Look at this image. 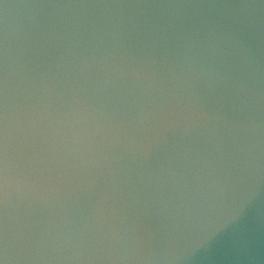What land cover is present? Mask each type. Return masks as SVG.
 <instances>
[{
    "label": "clouds",
    "instance_id": "clouds-1",
    "mask_svg": "<svg viewBox=\"0 0 264 264\" xmlns=\"http://www.w3.org/2000/svg\"><path fill=\"white\" fill-rule=\"evenodd\" d=\"M0 264H264V0H0Z\"/></svg>",
    "mask_w": 264,
    "mask_h": 264
}]
</instances>
